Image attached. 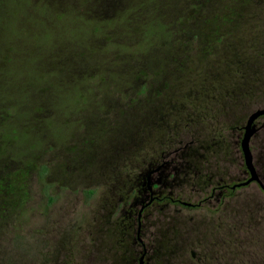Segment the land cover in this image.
<instances>
[{
	"label": "rangeland",
	"instance_id": "obj_1",
	"mask_svg": "<svg viewBox=\"0 0 264 264\" xmlns=\"http://www.w3.org/2000/svg\"><path fill=\"white\" fill-rule=\"evenodd\" d=\"M239 1L234 10L235 0H0V264L110 263L117 252L102 231L103 207L129 193L141 161L159 153L163 121L199 113L210 131L233 118L230 108L217 115L219 102L198 105L193 93L201 76H237L224 64L233 58L225 43L246 52L252 70L264 63V0ZM215 28L228 30L224 39ZM263 106L246 101L239 115ZM192 125L174 142L193 130L207 135ZM249 149L262 159L264 125ZM238 166L204 171L235 178ZM248 184L221 207L262 199L257 182ZM230 207L181 215L203 227L230 219Z\"/></svg>",
	"mask_w": 264,
	"mask_h": 264
},
{
	"label": "trees",
	"instance_id": "obj_2",
	"mask_svg": "<svg viewBox=\"0 0 264 264\" xmlns=\"http://www.w3.org/2000/svg\"><path fill=\"white\" fill-rule=\"evenodd\" d=\"M235 2L238 6L233 4L234 10L242 6L239 0H235ZM226 29L230 30V27L227 26ZM227 32L228 30L222 32L217 28L212 30V33L215 36L218 35L219 39H224ZM222 42L225 43L226 39ZM225 45L227 51H233V58L224 61V64H234L235 68L231 69V72H237V76L234 73L229 76L230 72L228 71L224 76H201L200 79H203V82L200 83H203L202 89H194L193 93L196 95L201 93V96L198 99L196 98L198 105L202 104L208 107L219 102L221 113L217 110V115L220 116L221 114L222 118L225 117L222 110L230 108L233 112V118L225 119V122L222 121L223 124L220 126L213 125L210 131L206 129L208 122L205 120L204 115L199 113L194 117L189 114L180 115L173 121L172 125L168 124L169 121H163L161 127L168 136L166 141L160 138L161 150L156 154L161 160L168 158V154H170L174 163H184L188 160L190 166L192 165V173L187 175V178L190 179L184 181L183 184L186 185L180 188L182 189L180 192L182 195L190 192L194 197H189V200L201 197L202 190H200V187L205 189L209 183V178H211L210 183L213 185H217L220 179L221 184L234 181L229 183L230 190L218 202H215L213 197L211 202L202 200V206L194 207L203 208L207 214L213 216L223 211L224 207H230L225 204L222 208L221 203L223 204L226 195L231 196L234 190L240 187L236 184L246 179L243 178V175L249 174L241 150V139L250 110L243 116L239 115V111L246 104V101L252 103L254 107L261 106L264 103V101H261V103L256 104V101H260L261 97L264 98V72H262L264 63L256 64L252 70L246 52H241L240 48L235 49V46L233 47L231 43L227 42ZM255 55H258V53ZM258 58H264V51L258 55ZM165 115L168 116L167 113ZM192 124H202V129L207 130V135L201 137V134L193 130L190 133L189 141L182 139L175 143L174 141L177 139L173 140L172 137L178 138L176 133L178 129L189 127V125L192 127ZM223 131H227L228 135L226 136ZM209 150H212L213 153H209ZM261 156L262 159L258 157L255 163L259 175L264 177V152ZM148 160L149 158H144L139 167L144 166L145 163L142 162H148ZM236 162L241 170L237 177L241 175L242 180L231 176L225 178L227 172L218 171V169L211 172L204 171V169L209 170L215 165L221 166L223 163L234 165ZM224 167L227 171V166ZM140 174H142V179H145L146 170L141 173L137 171L134 178L130 180V184L131 182H138ZM258 183L257 187L260 195L263 196L262 199L251 198L248 200L249 203L241 205L238 209L230 207V216H227L230 219H226V221L219 220L215 225L205 226L203 221L200 220L203 227L201 224L195 226L194 218H189L186 221L171 219L167 216L166 211H161L159 219H155V224L160 223V228L156 227L153 233V238L149 243L153 245L151 247L152 251L146 257L153 255L152 264H264V192ZM210 193L211 189L209 188ZM204 196L206 197L202 194V197ZM225 215H227V212ZM198 229L199 231L196 232ZM130 245V241H128V250L125 253H114L109 264H131L135 255L132 254Z\"/></svg>",
	"mask_w": 264,
	"mask_h": 264
},
{
	"label": "flooded vegetation",
	"instance_id": "obj_3",
	"mask_svg": "<svg viewBox=\"0 0 264 264\" xmlns=\"http://www.w3.org/2000/svg\"><path fill=\"white\" fill-rule=\"evenodd\" d=\"M259 118H264V115L257 119ZM263 125L260 127L262 128ZM255 126L254 136L260 129V127H257V123ZM142 163H145V165L141 166L138 172L141 173L146 170L145 179H142V174H140L138 182H131L129 193L126 191L125 195L113 198L112 202L109 200L110 202L108 201L106 206L103 207L105 213L103 212L101 220L104 228L102 231L106 232L109 239L112 238L110 240H112L111 247H114V252L125 253L129 247V245L127 247V242L130 241L131 252L135 255L131 264H152L153 255L147 257L146 255L151 253V247L153 246L148 242L149 235L153 234L150 227L156 223L153 216L160 214L161 211H166L167 216L171 219L186 221L189 218L181 215L183 208L200 207L203 205L202 200L211 202L213 197L215 202H218L230 190L229 182L221 184L220 179L217 185H213L210 183L211 178H209L206 188L200 187L202 192L199 195L201 197L193 199V202H191L185 200L180 193L182 191L180 188L186 185L183 182L190 179L187 178V175L192 173L193 167L190 166L188 160L176 164L173 162V157L168 154L166 159L161 160L158 156H154L149 158L148 162L143 161ZM253 165L259 174L254 160ZM258 176L259 183L256 182L264 192V177ZM244 177L246 175H243ZM209 188L211 189L210 194ZM202 194L206 197H202ZM116 210H118L119 216H116L115 220H110V214Z\"/></svg>",
	"mask_w": 264,
	"mask_h": 264
},
{
	"label": "water",
	"instance_id": "obj_4",
	"mask_svg": "<svg viewBox=\"0 0 264 264\" xmlns=\"http://www.w3.org/2000/svg\"><path fill=\"white\" fill-rule=\"evenodd\" d=\"M263 115H264V106L255 109L253 112L250 113V115L247 118L246 124L244 126L243 137L241 139V150L243 153L245 165L248 169L250 176L246 180L237 183L236 186L247 185L251 181H258L259 182L258 174L255 170L254 165H253L252 155H251V152L249 149V142H250L251 136L256 131L255 120L258 117L263 116Z\"/></svg>",
	"mask_w": 264,
	"mask_h": 264
}]
</instances>
